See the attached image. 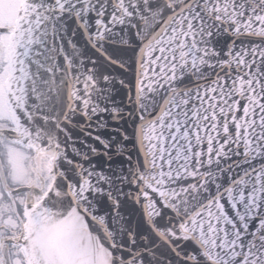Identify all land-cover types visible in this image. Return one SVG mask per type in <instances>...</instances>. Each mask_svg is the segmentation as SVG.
Listing matches in <instances>:
<instances>
[{
  "label": "snow or ice",
  "instance_id": "obj_1",
  "mask_svg": "<svg viewBox=\"0 0 264 264\" xmlns=\"http://www.w3.org/2000/svg\"><path fill=\"white\" fill-rule=\"evenodd\" d=\"M0 264H264V0H0Z\"/></svg>",
  "mask_w": 264,
  "mask_h": 264
}]
</instances>
